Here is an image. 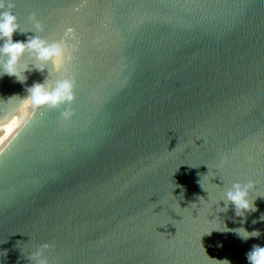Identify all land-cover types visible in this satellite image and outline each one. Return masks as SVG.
<instances>
[{
  "label": "water",
  "instance_id": "1",
  "mask_svg": "<svg viewBox=\"0 0 264 264\" xmlns=\"http://www.w3.org/2000/svg\"><path fill=\"white\" fill-rule=\"evenodd\" d=\"M14 4V40L67 49L59 69L0 77V264H249L264 198L243 225L215 205L234 182L264 195V0ZM64 78L72 101L21 110Z\"/></svg>",
  "mask_w": 264,
  "mask_h": 264
},
{
  "label": "clouds",
  "instance_id": "2",
  "mask_svg": "<svg viewBox=\"0 0 264 264\" xmlns=\"http://www.w3.org/2000/svg\"><path fill=\"white\" fill-rule=\"evenodd\" d=\"M14 7V0H0V77L8 75L24 83L27 80L25 73L33 68L44 71L46 69L45 65L51 63L56 69H59L64 63L67 45L64 40L49 41L36 34L28 36L26 40H14V33L22 32L18 18L12 11ZM32 19L35 30L41 31L42 25L40 22L35 19L34 15ZM26 53L38 62L35 67L29 68L26 65H21V60ZM73 86L74 80L68 78L55 81L51 87L45 84L44 81L34 82L28 87L29 96L25 99L21 110L27 105L38 106L48 104L55 107L61 103L70 102L74 98ZM61 115L64 118H68L71 113L64 111ZM16 123L17 121L13 119L12 126H15ZM200 181L201 179L199 183ZM175 184L176 186L173 190L180 188V196H183V186ZM257 198H264V195L257 194L255 181L248 180L245 183L234 182L230 187L225 189L215 206L219 208V213L227 212L231 207L234 210L235 216L242 218L240 223L243 225L246 222L247 215L257 211L255 203ZM220 202H223L222 206ZM259 219L264 221V214ZM256 222V220L252 221L254 224ZM225 229V231L235 233L244 241L261 235L258 229L249 231L243 226L228 229L225 224ZM48 247H50L48 244L41 246L42 249ZM246 257L249 264H264V246L253 245L251 250L247 252ZM32 258L35 260V264H48V260L43 256L42 250L34 252ZM223 262L224 264H231L228 260H223Z\"/></svg>",
  "mask_w": 264,
  "mask_h": 264
}]
</instances>
